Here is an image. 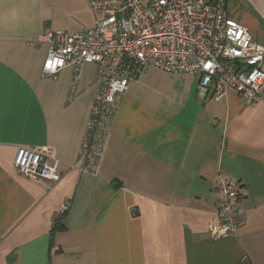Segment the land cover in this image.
Masks as SVG:
<instances>
[{"label": "crops", "instance_id": "obj_1", "mask_svg": "<svg viewBox=\"0 0 264 264\" xmlns=\"http://www.w3.org/2000/svg\"><path fill=\"white\" fill-rule=\"evenodd\" d=\"M225 9L264 45V0ZM99 16L86 0H0V264H264V101L216 100L193 75L149 67L118 97L95 171L81 170L97 68L44 76L37 37ZM19 146L57 158L60 179L19 175ZM220 179L237 184L239 227L213 238Z\"/></svg>", "mask_w": 264, "mask_h": 264}, {"label": "built area", "instance_id": "obj_2", "mask_svg": "<svg viewBox=\"0 0 264 264\" xmlns=\"http://www.w3.org/2000/svg\"><path fill=\"white\" fill-rule=\"evenodd\" d=\"M100 13L92 25L75 32L46 29L37 41L47 45L44 76L70 68L73 83L83 66L96 65L100 87L86 123L79 157L81 170L94 172L117 110L118 97L129 81L149 67L198 79L201 94L211 89L220 100L229 90L246 103L264 101V45L232 19L225 0H86ZM16 172L34 180L60 179L59 160L48 153L19 146L13 159ZM217 210L207 232L217 238L234 235L240 193L235 181L215 186ZM70 207L66 200L59 214Z\"/></svg>", "mask_w": 264, "mask_h": 264}, {"label": "trees", "instance_id": "obj_3", "mask_svg": "<svg viewBox=\"0 0 264 264\" xmlns=\"http://www.w3.org/2000/svg\"><path fill=\"white\" fill-rule=\"evenodd\" d=\"M65 213L59 214V216L53 221L52 231L61 227V220Z\"/></svg>", "mask_w": 264, "mask_h": 264}]
</instances>
